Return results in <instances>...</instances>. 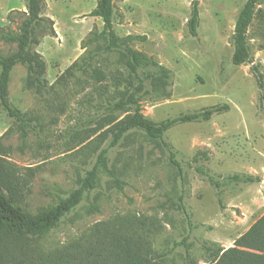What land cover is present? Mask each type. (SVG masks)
I'll use <instances>...</instances> for the list:
<instances>
[{"label": "rangeland", "instance_id": "1", "mask_svg": "<svg viewBox=\"0 0 264 264\" xmlns=\"http://www.w3.org/2000/svg\"><path fill=\"white\" fill-rule=\"evenodd\" d=\"M97 1L39 0L38 43L29 49L45 62V82L28 85V66L18 63L8 84L11 105L27 119L25 134L0 104L4 157L29 179L22 205L33 215L78 188L107 151L97 187L34 241L49 251L77 240L97 223L142 215L160 227L157 249L171 251L188 237L193 259L208 264L204 242L233 246L264 213V168L254 176L243 170L253 146L264 147V106L253 71L256 64L264 73V2L248 31L253 63L238 66L232 61V35L246 0H199L197 36L188 23L193 0H115L117 34L143 37L132 46L171 72L167 92L146 81V91L138 94L146 118L161 123L214 106L230 107L208 121L180 122L166 131L164 141L183 168L180 174L168 148L142 130H130L113 144L115 124L134 112V106L120 109L116 103L136 92L138 80L130 78L118 50L105 49L104 21L91 15ZM27 12V0H0V56L17 52L18 43L5 35L21 33ZM75 62L82 67L71 68ZM146 71L160 74L154 65ZM28 167L34 169L30 176ZM169 257L184 263L186 246Z\"/></svg>", "mask_w": 264, "mask_h": 264}, {"label": "trees", "instance_id": "2", "mask_svg": "<svg viewBox=\"0 0 264 264\" xmlns=\"http://www.w3.org/2000/svg\"><path fill=\"white\" fill-rule=\"evenodd\" d=\"M264 0H246L239 12L232 35L234 52L232 61L235 65L253 63L249 45L248 31L257 12L258 5ZM27 19L21 33L6 34L7 41L17 42L18 50L10 56H0V104L7 114L20 122L23 134L26 133L25 115L14 108L9 99L8 84L13 68L18 63L28 66L27 84L40 87L44 84L45 62L38 53L29 49L31 43H38L34 36V26L41 20L39 0H27ZM115 0H98L91 15L101 17L104 21L103 34L107 36L105 49L118 50L122 60L129 69L130 78L137 79L136 92H131L125 100L116 103L120 109L134 106V112L115 124L116 144L130 130L139 129L150 139L160 140L170 152L171 162L183 174L181 164L175 159V153L170 143L164 141L167 130L180 122L208 121L216 113L229 110V105H219L203 111L188 113L161 123L146 118L140 106V96L145 92L146 81L164 91L169 85L171 72L159 65L152 58L136 50L132 44L143 37L139 35L119 36L114 26ZM191 35H198L200 24L199 0H193L189 19ZM154 65L160 69V74L146 71ZM82 67L75 62L73 67ZM253 71L264 106V73L258 65L253 64ZM95 75L103 76L102 71L95 69ZM167 92V91H166ZM169 95V92L166 93ZM106 150H103L97 163L88 174L81 179L80 186L67 196H59L52 206L42 209L37 214L29 213L22 205V190L29 183L18 171V168L5 159V149L0 142V264H199L191 256L187 244L188 237L176 242L175 250L180 245L186 246V259L178 263L169 257L171 251L159 250L155 247V239L160 227L151 217L142 215H118L111 220L97 223L89 233L83 234L77 240L61 247L45 251L34 241L51 232L65 217L83 200L85 192L97 187L100 167L107 168ZM34 169L28 167L27 176ZM240 178V175H233ZM248 181H253L248 177ZM203 248L208 256V264H264V214L250 228L240 235L234 245L225 248L216 241H206Z\"/></svg>", "mask_w": 264, "mask_h": 264}, {"label": "crops", "instance_id": "3", "mask_svg": "<svg viewBox=\"0 0 264 264\" xmlns=\"http://www.w3.org/2000/svg\"><path fill=\"white\" fill-rule=\"evenodd\" d=\"M252 133L256 135V132H250L249 135L252 136ZM254 142L257 143L256 140H254ZM252 151L249 152V160L247 162L245 161L243 164V170L246 172V174L254 176L255 173H260L262 168H264V147L263 149H255V147L253 146ZM262 186H264V184Z\"/></svg>", "mask_w": 264, "mask_h": 264}]
</instances>
